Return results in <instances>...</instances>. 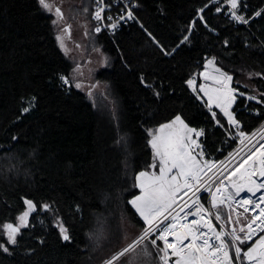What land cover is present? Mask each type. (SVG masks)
<instances>
[{"label":"trees","instance_id":"16d2710c","mask_svg":"<svg viewBox=\"0 0 264 264\" xmlns=\"http://www.w3.org/2000/svg\"><path fill=\"white\" fill-rule=\"evenodd\" d=\"M134 1L137 22L113 36L90 29V42L107 59L95 79L112 85L119 98L113 123L61 79L73 63L38 0H0V243L8 248L0 250V264H81L88 231L104 221L112 228L120 213L144 228L129 203L139 193L135 175L153 160L149 131L177 115L203 131L196 151L211 163L236 146L238 131L247 135L264 121V0H240L239 12L248 8L246 25L226 8L217 12L211 0ZM210 60L232 76L240 94L231 108L238 129L210 110L200 91L199 75ZM247 74L259 103L241 96L253 91L242 83ZM119 147L129 169L123 175ZM25 199L37 209L17 243L8 244L3 225L15 224Z\"/></svg>","mask_w":264,"mask_h":264},{"label":"snow or ice","instance_id":"6c2138e0","mask_svg":"<svg viewBox=\"0 0 264 264\" xmlns=\"http://www.w3.org/2000/svg\"><path fill=\"white\" fill-rule=\"evenodd\" d=\"M213 2L215 3L216 0ZM38 4L46 11L51 12L53 9V4L49 0H38ZM97 4L102 5L103 0H97ZM227 4L230 6L229 11L233 20L238 23L248 22L244 16L238 14L240 0H227ZM103 11V7H98L94 18L101 20ZM216 11L220 12L221 7L217 6ZM261 14V12L256 13L257 16ZM55 15L58 20L63 19L60 8L55 9ZM126 18L134 19L131 11L127 13ZM120 19H125V17H120ZM56 22L58 21H54ZM110 27L115 29L117 23L111 24ZM64 31L67 32L68 29ZM100 31L101 29L97 27L96 32ZM187 39L188 37L185 36L181 43ZM57 40L60 41L63 49L62 37L58 36ZM212 63L213 61H208L205 68ZM215 72L218 73L217 83L221 84V88L216 91L222 94L217 97L215 106L228 118V123L238 129L237 120L228 110L235 98L234 90L229 87L232 76L222 72L219 68H216ZM202 75L205 79L208 78L206 72ZM61 79L65 84L68 83L64 77ZM188 85L193 87L194 80H189ZM76 86L80 87L79 84ZM200 90L208 95L203 85ZM248 99L251 100L254 97H248ZM208 100V107L211 110L213 97L208 95ZM24 111L28 109L25 108ZM212 115L215 119L217 114L213 112ZM148 134L151 137L149 144L153 150L154 161L158 160V164L154 162L151 167L153 169L158 167L159 172L158 174L155 171L139 172L135 176V187L140 190V195L129 201L148 227L144 228L138 238L113 254L105 264H117L122 257L135 253L137 248H141L144 256H150L151 253L144 246V242L149 239L150 234H155L154 230L158 232V235H155L150 243L159 254L160 264H170V261L171 264H243V261H247V264H264V235H259L254 243H250L257 233H264V207L261 206L264 205V194L258 196L257 200L251 198L236 200V197L245 190L253 196L264 190V180H261L264 178V151H261L264 149V144L256 149V152H259L258 157H256V152L250 150V154L228 176L220 180L215 191L211 192V207L206 208L197 196V192L200 191V185L206 183L204 181V176L207 175L205 170L211 171L215 164L203 161V153L196 151L201 147L198 138L203 135V131L189 127L177 115L171 122L161 125L154 132L149 131ZM238 135L241 142L247 139L241 131H238ZM254 157L256 158L253 159ZM257 163L259 167H256ZM254 176L256 179H253ZM225 180L228 181L227 185H225ZM258 180L261 182L258 183ZM211 187V184H207L205 190H210ZM189 193H191L190 196ZM184 197H188V200H184ZM178 200L183 203H178ZM233 202L243 207L244 213L256 212L258 209V214L251 216L250 219L245 217L246 223L239 228V232L235 227L231 231L225 230L224 217L220 211V206L226 205L230 213L227 223L240 224V217L243 214L232 207ZM24 204L26 210L17 218V224L3 225L8 244L17 243V236L21 229L28 226L29 215L37 209L31 200L25 199ZM48 207L44 205L45 211ZM177 208L179 211L176 210ZM231 213H236L235 221L232 220ZM213 215L220 225L219 230L210 219ZM189 217H195V219L189 220ZM169 219L171 222L165 224L164 221ZM156 221L159 223H155ZM58 226L62 239L70 241L67 229L62 224ZM157 241L163 242V247H159ZM246 243H250V246L244 251L240 245ZM0 250L8 252L4 243H0ZM231 250H234V257L230 255ZM173 257H175L174 261ZM128 264H135V257L130 256Z\"/></svg>","mask_w":264,"mask_h":264},{"label":"rangeland","instance_id":"374dc122","mask_svg":"<svg viewBox=\"0 0 264 264\" xmlns=\"http://www.w3.org/2000/svg\"><path fill=\"white\" fill-rule=\"evenodd\" d=\"M62 1L63 3H60L57 0H49V2L53 4V9L51 12L46 11L43 8L42 9L51 16V20H52L51 22L54 27L56 38L60 36L63 39V44H64L63 49L60 46V41L57 40L61 51L66 56V58L73 63L72 71L67 79L68 81L67 84H73L74 86L79 84L80 87L77 86L76 87L84 93L87 100L94 107L97 115L101 118H104V121L106 120L108 121L109 119L111 122L114 123V119L119 116V107H120L119 98L112 85H110L107 82L99 81L95 79V72L102 69L106 65L107 62L106 56L103 54L101 47L96 46L94 43L90 42V39L93 36L90 30L92 28V19L88 17V14H85L84 19L82 20L81 15L78 14L77 11H75L74 9L75 7L77 9L81 7H87L86 8L87 11V9H89L88 2L82 0H62ZM65 1H72L75 7L73 5H72L73 7L67 6ZM56 8H60L63 19L58 20L57 16L55 15ZM54 21H58V22L54 23ZM66 28L68 29L67 32L64 31V29ZM216 68L217 67L214 66L213 64L208 65V67L202 71V73L205 72L207 73L208 78L205 79L202 73L200 74L199 77L201 80V85L205 87V89L208 92V95H211L213 97L214 102L212 104L211 109L219 112V114L228 123V118L219 108L215 106V101L217 97L222 95L221 93H218L216 91V89L221 88V84L217 83L218 73L215 72ZM251 77L252 74H247L246 78L242 80V83L246 87H248L250 90H253L252 92L249 93H245V94L241 93L242 94L241 96L245 97L249 101L250 99H248V97H254V99H258V92L255 90V87L249 81ZM195 83L196 82L194 81V84ZM201 85L199 86V88H201ZM229 87L235 90V88H233V80L230 82ZM201 93L207 100V104H209L208 95H206L205 92L203 91H201ZM236 94L237 92L233 91V95ZM237 95L240 94L238 93ZM254 99H251V101H254ZM234 101L235 98L228 109L231 113H232L231 108ZM117 112L118 114H116ZM157 128L151 131L154 132ZM245 136L247 137V139L241 142V139L239 138L236 146L231 151H229L223 159H221L219 162L213 163L215 164V167L211 171L205 170L207 172V175L204 176V181L206 183H202L200 185V191L197 192V196H200L201 194L203 197V195H205L204 200L202 199V204L206 208L211 207V192L215 191L216 185L219 184L220 180H223L224 177L228 176V174L232 172L250 154V150L251 152H255L256 149L260 147V145L264 144V121L260 125H258L251 133ZM150 139L151 137H149V140ZM150 149L152 150L151 145H150ZM116 150L118 152V156L120 157V162L118 166L119 171L120 174L123 175L126 170H129L123 163H121V159L125 153V150L122 147H119ZM152 159L153 160L149 168L147 170H142V171H147V172L155 171L158 174L159 168L157 167L153 169L151 167V165L154 162L158 164V160L154 161L153 150H152ZM207 184L212 185L210 190H205ZM138 191L139 193L136 196L140 195V190L138 189ZM190 195L191 193H189V196ZM136 196L132 197L130 200L134 199ZM184 200H188V197H184ZM178 203H183V201L178 200ZM232 207L236 208L237 212L242 213L243 215H241L240 217V224H228L227 218L230 214L229 209L226 205H221L220 211L224 217L225 230L231 231V229L235 227L237 229V232H239V228L244 223H246L245 217L250 219L251 216H253V214L252 212L244 213L243 207L236 205L234 202L232 204ZM132 209L135 211L133 207ZM176 210L179 211V208H177ZM30 215L28 217V224L30 220ZM137 215L139 216L138 213ZM181 215H183V213H181ZM231 216L233 221L237 219L236 213H231ZM210 218L212 219L213 225L217 228L218 224L213 222L214 219L212 216ZM106 220L108 221V219ZM141 220L143 221L142 218ZM170 222H171L170 219L164 221L165 224ZM17 223H18V219H16L15 221V224ZM155 223H159V221H156ZM144 225H145L144 228L148 227V225H146L145 223ZM144 228L141 229L136 225H134L133 223H131L128 217L122 213L118 214L117 220L115 224L112 225V228L111 227L109 228L108 223L104 221L101 226H98L93 231H88L87 236L89 240V247L86 255L81 261V264H105V262L113 256V254L119 252L127 244L131 243L134 239L138 238L139 235L143 233ZM219 229H220V225L218 226L217 230ZM154 233L155 234H150L149 239L144 242V246L151 253L150 256L148 257L144 256L141 248H137L135 253L130 254V256L135 257V264H160L159 254L157 253L156 248L153 247L152 244L150 243V241L155 238V235H158V232H155V230ZM239 234L243 235V233H239ZM5 238L7 240L6 233H5ZM160 243H161L160 245L157 243L158 246L163 247V242L160 241ZM250 243H246L243 245H248ZM240 247L243 250V246L240 245ZM230 255H232L233 257L235 256L234 250L230 251ZM130 256L122 257L121 260L117 262V264H128ZM243 264H247V262L243 261Z\"/></svg>","mask_w":264,"mask_h":264},{"label":"built area","instance_id":"2783aa9c","mask_svg":"<svg viewBox=\"0 0 264 264\" xmlns=\"http://www.w3.org/2000/svg\"><path fill=\"white\" fill-rule=\"evenodd\" d=\"M89 1L91 3V13H92V18L91 19L93 20V23H94V25L92 27V30H93V32L96 35L104 34V35H107V36H113L121 28L126 27L129 24H133V23L137 22V18H136V14H135V10L137 8V3L134 0H103V4L102 5H98L97 4V0H89ZM210 5L214 6L215 9L217 8V6H220L221 9L222 8H226V10H227L226 15L229 18H232L231 14H230V11H229V7L230 6L227 4V0H216L215 3L213 2V0H211L210 1ZM98 7H103L104 8L103 13L101 14V16H102L101 20H96L94 18L95 12H96ZM247 10H248V8L245 5L243 10H242V12L240 13L238 11V14L244 16L246 14ZM129 11L132 12V14L134 16V19L129 20V19L126 18L127 17V13ZM120 17H125V19H120ZM247 21L249 22V19H247ZM113 23H117V27L115 29H112L110 27V25L113 24ZM247 23H243V24L246 25ZM97 27H99L101 29L100 32H96V28ZM234 91H236V90H234ZM236 92H237V94L239 93L238 91H236ZM257 101H258V99H254V102H257ZM198 197L200 198V201L202 203V199L204 200L205 195H203V197H202V195L200 194V196H198ZM212 217L214 219L213 222L218 224L217 225V228H218L219 223H217L215 221V217L214 216H212ZM259 235H261V233H257V235L253 237L252 242ZM174 260H175V257H173V261ZM170 264H171V262H170Z\"/></svg>","mask_w":264,"mask_h":264},{"label":"bare ground","instance_id":"6f19581e","mask_svg":"<svg viewBox=\"0 0 264 264\" xmlns=\"http://www.w3.org/2000/svg\"><path fill=\"white\" fill-rule=\"evenodd\" d=\"M93 25H94V23H93V20H92V27H93ZM261 151H264V149H261ZM258 156H259V152H256V157H258ZM256 157H254L253 159H255ZM256 167H259L258 163H257ZM233 179H235V177H233ZM253 179H256V177L254 176ZM261 180H264V178H261ZM224 182H225V185L228 184V181L227 180H225ZM257 182L259 183L261 181L258 180ZM228 191H231V189H228ZM261 194H264V190H261L260 192H257L255 196H253L251 193H249V192H247V190H245L244 192H242L240 194V196L236 197V200H242V199H248V198H251L252 200H257L258 196H260ZM261 206L264 207V205H261ZM252 214L253 215L258 214V209H257L256 212H252ZM188 219L189 220H192V219H195V217H189ZM204 230L206 231V229H204ZM169 239L171 240V237H169ZM186 243H187V241H186Z\"/></svg>","mask_w":264,"mask_h":264},{"label":"crops","instance_id":"0c3cea01","mask_svg":"<svg viewBox=\"0 0 264 264\" xmlns=\"http://www.w3.org/2000/svg\"><path fill=\"white\" fill-rule=\"evenodd\" d=\"M57 1L60 2V3H63L62 0H57ZM82 1H87V0H82ZM87 2H88V1H87ZM65 3H66V5L69 6V7H73V6L75 7V5H74V3H73L72 1H65ZM72 5H73V6H72ZM86 8H87V7H81V8H79V9H77L76 7L74 8L75 11H77V13L81 15V19H82V20L84 19V15L81 13V11L83 10V13H84V11L86 12ZM90 9H91V7L89 8V12H90ZM64 15H65V13H64Z\"/></svg>","mask_w":264,"mask_h":264},{"label":"water","instance_id":"95a60500","mask_svg":"<svg viewBox=\"0 0 264 264\" xmlns=\"http://www.w3.org/2000/svg\"><path fill=\"white\" fill-rule=\"evenodd\" d=\"M261 235H264V233H263V234H261ZM257 238H258V237H257ZM257 238H256V239H257ZM256 239H255V240H256ZM255 240H254L252 243H254V242H255ZM249 246H250V245H249ZM249 246H248V247H249ZM248 247H247V248H248ZM247 248H246L244 251H246V250H247ZM172 260H173V258H172ZM246 262H247V261H246Z\"/></svg>","mask_w":264,"mask_h":264},{"label":"flooded vegetation","instance_id":"af4514ba","mask_svg":"<svg viewBox=\"0 0 264 264\" xmlns=\"http://www.w3.org/2000/svg\"><path fill=\"white\" fill-rule=\"evenodd\" d=\"M81 13L83 14V15H85V14H88V11H84V13H83V10L81 11Z\"/></svg>","mask_w":264,"mask_h":264}]
</instances>
